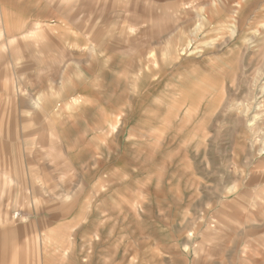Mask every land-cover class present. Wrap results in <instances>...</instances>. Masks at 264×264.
Segmentation results:
<instances>
[{
  "label": "rangeland",
  "instance_id": "374dc122",
  "mask_svg": "<svg viewBox=\"0 0 264 264\" xmlns=\"http://www.w3.org/2000/svg\"><path fill=\"white\" fill-rule=\"evenodd\" d=\"M16 12L0 264H264V0Z\"/></svg>",
  "mask_w": 264,
  "mask_h": 264
},
{
  "label": "crops",
  "instance_id": "0c3cea01",
  "mask_svg": "<svg viewBox=\"0 0 264 264\" xmlns=\"http://www.w3.org/2000/svg\"><path fill=\"white\" fill-rule=\"evenodd\" d=\"M73 1L71 0V3ZM66 2H69V0H0V21L2 24L0 32L3 33L2 42L5 43L6 40L10 39L11 35L17 32L16 9L31 11L23 15L26 19H24V27L20 30L27 31L28 29L25 30L26 26H30L33 22H36V19H43L40 22L46 24L48 23L46 18L48 15H62L61 10L66 5Z\"/></svg>",
  "mask_w": 264,
  "mask_h": 264
},
{
  "label": "bare ground",
  "instance_id": "6f19581e",
  "mask_svg": "<svg viewBox=\"0 0 264 264\" xmlns=\"http://www.w3.org/2000/svg\"><path fill=\"white\" fill-rule=\"evenodd\" d=\"M75 103H78V98H74L73 100H71V102H70V105H73V104H75ZM195 110H190L189 111V114H187V116H193L194 114H195ZM213 222V221H212ZM214 229V228H213ZM212 230V229H211ZM15 256V255H14ZM13 259H16V258H14L13 257ZM17 260V259H16Z\"/></svg>",
  "mask_w": 264,
  "mask_h": 264
}]
</instances>
